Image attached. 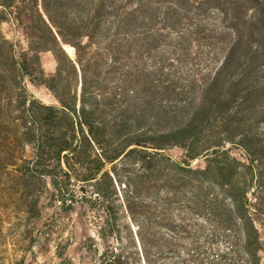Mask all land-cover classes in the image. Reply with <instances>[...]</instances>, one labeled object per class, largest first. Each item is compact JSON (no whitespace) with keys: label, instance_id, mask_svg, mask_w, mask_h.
Segmentation results:
<instances>
[{"label":"trees","instance_id":"16d2710c","mask_svg":"<svg viewBox=\"0 0 264 264\" xmlns=\"http://www.w3.org/2000/svg\"><path fill=\"white\" fill-rule=\"evenodd\" d=\"M0 6V23L12 18L24 24L28 42L15 62L14 119L22 130L15 153L0 167L48 178L59 194L89 185L94 208L105 215L98 237L119 243L116 184L123 182L117 164L132 158L139 167L133 166L123 203L136 222L135 247L144 264H175L180 243L190 264H264L256 227L264 223V203L258 202L264 193V0H22ZM43 52L57 62L52 75L41 64ZM25 78L46 87L57 103L28 94L21 87ZM226 145L241 147L249 165ZM26 146L29 160L19 155ZM174 147L186 152L184 165L164 155ZM200 156H208L206 166L195 169L191 161ZM162 170L173 177L163 208L157 190ZM215 187L221 200L212 194ZM144 190L151 204H144ZM185 208L189 218L175 215ZM99 264H126L124 253L109 246Z\"/></svg>","mask_w":264,"mask_h":264},{"label":"rangeland","instance_id":"374dc122","mask_svg":"<svg viewBox=\"0 0 264 264\" xmlns=\"http://www.w3.org/2000/svg\"><path fill=\"white\" fill-rule=\"evenodd\" d=\"M13 1L19 3L22 0H0V4ZM1 10H4L2 6ZM23 25L12 18L0 23V161L15 153V135L19 137L22 130L16 127L18 123L14 118L17 115L15 106L19 93L15 82V62L20 60L22 53L28 52ZM66 50L74 58V49L67 46ZM40 60L46 74L52 75L56 72L57 62L51 52L41 53ZM21 87L46 105L57 103L46 87L34 86L28 78L23 80ZM224 150H228L241 164L249 165L244 150L238 145H226ZM163 152L173 162L183 164L187 160L186 152L179 147ZM32 154V148L26 146L20 150L19 155L29 160ZM207 157L200 156L191 161V166L195 169L204 168ZM131 159L117 164L118 177L123 182L116 184L119 190V201L116 203L120 205L119 216L122 220L119 243L114 238L102 240L98 237V227L103 224L105 215L94 208L96 196L89 185L81 183L70 186L64 193L59 194L51 187L48 178L30 179L19 172L16 166L0 167V264H99L101 253L109 246L123 251L126 264H144L135 247L134 236L138 229L136 222L131 220L123 203L124 193L132 190L128 186V179L133 166L139 167L131 165ZM259 169L256 163L254 180ZM239 176L240 173L237 177ZM172 179L167 170H162L159 174L157 190L161 208L165 207L164 202L168 195L173 193L165 187L166 182ZM212 190V194L221 200L222 190L217 187ZM148 195L149 192L144 190V204H151ZM247 196L250 201H255L252 191ZM62 198L65 202L61 201ZM258 202L264 203V193ZM229 204L226 201V205ZM175 215L190 217L186 208L176 211ZM137 217L139 222L144 223L142 216ZM256 227L263 244L260 256L264 263V223L256 221ZM183 246L180 243L173 261L175 264H190V257L185 254ZM218 247L222 248L221 245ZM158 263L167 264V261Z\"/></svg>","mask_w":264,"mask_h":264}]
</instances>
